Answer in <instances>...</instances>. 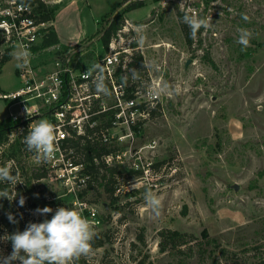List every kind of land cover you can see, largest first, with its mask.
I'll return each instance as SVG.
<instances>
[{"label": "rangeland", "instance_id": "374dc122", "mask_svg": "<svg viewBox=\"0 0 264 264\" xmlns=\"http://www.w3.org/2000/svg\"><path fill=\"white\" fill-rule=\"evenodd\" d=\"M46 1L62 4L55 25L64 50L89 34L83 41L87 61L104 54L101 35L126 5L125 0ZM144 1L125 15L124 46L137 43L149 81L167 90L159 94L157 112L144 118L134 144L139 154L128 152L117 164L123 173L117 174L116 200L96 183L95 190L84 192L86 184L69 189L50 171L29 196L53 213L33 211L30 222L51 219L58 207L75 208L89 219L95 240L105 243L76 264H264V0ZM190 4L200 18H210L192 44L178 15ZM240 29L252 33L247 48L237 43ZM44 34L35 41L39 48L32 63L46 72L58 50L41 47ZM11 38L16 51L18 33ZM16 65L12 57L3 67L4 92L22 86ZM7 113L0 98V118ZM123 144L129 147L127 140ZM148 190L161 199L158 217L146 204ZM166 228L197 239L162 252L159 231ZM10 254L8 242L0 240V256Z\"/></svg>", "mask_w": 264, "mask_h": 264}, {"label": "built area", "instance_id": "2783aa9c", "mask_svg": "<svg viewBox=\"0 0 264 264\" xmlns=\"http://www.w3.org/2000/svg\"><path fill=\"white\" fill-rule=\"evenodd\" d=\"M7 2V6L0 8V15L9 19H3L0 26L6 29L8 35L11 30L18 33L21 46L27 49L30 57L23 70L17 68L22 86L0 94V98L7 102L9 117L14 120H30L28 131L40 119H47L56 126L58 151L52 160L39 164L47 166L55 173L57 180L69 189L85 185L89 177L82 172L84 165L75 164L68 156L73 152L72 148H68V141L85 135L87 128L95 125L97 116L110 112L114 118L112 126L102 131V138L110 148L117 149L105 156V162L108 165H113L114 162L118 164L128 152L139 154L141 150L134 147V144L138 140L142 120L150 116L144 108H155L160 100L159 95L149 96L150 90H157L154 82L143 89L138 81L136 86L131 87V91L129 87L132 83H126L128 65L132 56L140 53L136 52L139 47L124 46L121 34L123 29L111 40L108 48L103 45L104 54L97 55L92 61L86 60L88 47L83 42H78L67 51L53 46L44 47L51 51L56 48L58 52L52 66L43 72L32 63L37 52L33 48L39 34L47 29L46 25L50 21L37 23L30 16L31 6L23 0ZM189 10L198 14L196 6L190 4L187 8ZM96 65L99 68L92 71ZM101 70L109 89L108 95L98 92L95 87ZM126 140L129 147L123 144ZM34 159L37 162L35 154ZM88 209L95 218L94 208Z\"/></svg>", "mask_w": 264, "mask_h": 264}, {"label": "trees", "instance_id": "16d2710c", "mask_svg": "<svg viewBox=\"0 0 264 264\" xmlns=\"http://www.w3.org/2000/svg\"><path fill=\"white\" fill-rule=\"evenodd\" d=\"M7 0H0V5ZM26 4L32 8L31 17H34L37 23L53 21L55 19V12L60 8L59 4H48L44 0H23ZM158 1V0H156ZM215 0H207V2ZM125 7L117 14L113 15L109 21L107 27L101 35L103 45L108 48L109 43L114 37H117L120 30L126 25L128 18L125 16L130 11L138 9L146 5L144 0H125ZM178 15L181 19L184 13L178 11ZM106 17L108 14L105 15ZM3 19H9L7 16L0 15V23ZM183 23V22H182ZM183 30L186 34V39L189 44H192V39L188 33V29L185 24ZM45 34L42 38L41 47H51L59 43V37L52 26L43 30ZM203 28L200 29L199 33H202ZM14 31L11 30L8 35L5 28L0 26V74L2 73L4 65L12 59L11 53H13L14 45L12 36ZM9 38V39H8ZM132 46H137L134 41ZM39 46H34V50L38 49ZM128 75L126 77V83L132 85L129 87L136 86L137 82L141 83V87L144 89L150 85L148 72L144 56L141 53H136L132 56V60L128 65ZM136 80V83H135ZM4 93L0 86V94ZM159 105V104H157ZM155 108H149L145 106V111L150 113V117L157 112V106ZM113 114L103 113L95 118V125L88 127L86 134L77 138H72L68 141V148H72L73 152L69 154L75 164H83V173L87 175L89 179L86 181L87 190H95L98 186L103 188L106 195L114 202L115 196V183L117 182V174L121 175L123 170L116 165H108L105 162V156L115 151L117 147L110 148V145L103 141L102 131L112 126ZM145 119L142 120V123ZM30 120H14L11 117H6L0 120V167H9L13 175H16L18 181L16 185L0 184V189L7 187L8 191L17 196L14 200L9 201L6 198H0V234L5 235L12 234L17 230L23 231L27 224L31 221V215L38 206L36 202L31 201L29 193L34 189V183L39 182L41 179L48 176L50 169L47 166L39 164L34 159L33 152L26 149L24 144V136L28 133V124ZM131 174L140 173L136 170H129ZM20 178L24 179L21 180ZM98 186H96V184ZM83 195V193H82ZM20 196L25 198L24 206H20L18 201ZM11 213L18 223H11L8 220V214ZM160 235V250L162 252L171 251L174 249H180L184 245H191L195 241L196 236L186 232H181L174 229H162L159 231ZM204 237L208 238L209 233L205 230ZM140 242L145 243V236L140 234L138 236ZM12 252L11 241H7ZM104 240L93 241V248H98L104 245Z\"/></svg>", "mask_w": 264, "mask_h": 264}, {"label": "clouds", "instance_id": "9594fccd", "mask_svg": "<svg viewBox=\"0 0 264 264\" xmlns=\"http://www.w3.org/2000/svg\"><path fill=\"white\" fill-rule=\"evenodd\" d=\"M247 20L248 17L244 16ZM182 22L189 28V35L195 39L201 28L207 29L210 25V18H200L194 10L186 11ZM252 33L247 29L239 30L237 43L247 48L250 44ZM140 43H143L141 37ZM17 60V67L23 70L28 63L30 53L24 47H18L11 53ZM99 66L93 67L92 71ZM98 92L105 95L110 94L104 77L101 74L95 81ZM167 90V86L158 90H150L149 96L159 95ZM27 111V109H26ZM26 149L35 153L38 162L50 161L58 151V138L56 126L47 119H40L37 124L29 127L24 136ZM20 183L12 170L3 166L0 167V184L13 185ZM15 195L8 191V188L0 189V198L12 201ZM146 204L150 207L156 217L160 215L162 206L161 199L150 190L145 193ZM19 205L25 204V198L20 196ZM53 213L51 207L37 208L35 214L46 216ZM8 220L11 223H18L16 218L9 213ZM96 232L92 222L83 216L75 208L58 207L52 214L51 219H44L42 222H29L23 231L17 230L12 234H5L0 240L11 241L12 252L8 256H0V264H13L19 261L20 264H76L81 257H88L93 251V241Z\"/></svg>", "mask_w": 264, "mask_h": 264}, {"label": "crops", "instance_id": "0c3cea01", "mask_svg": "<svg viewBox=\"0 0 264 264\" xmlns=\"http://www.w3.org/2000/svg\"><path fill=\"white\" fill-rule=\"evenodd\" d=\"M58 3H60V2H62L63 0H56ZM66 1V0H65ZM62 5V4H61ZM60 5V6H61ZM136 10V9H135ZM58 11V10H57ZM132 11H130L129 13H131ZM57 13V12H56ZM52 24H53V27L55 28V30H56V32H57V34H58V37H59V43L58 44H56V45H53V47H57V48H60V50L61 51H67L68 49H65L64 50V48H63V46H62V43H61V38H60V34H59V32L57 31V29H56V25H55V19L52 21ZM89 34H87L86 36H81L79 39H77L75 42L76 43H78V42H83L84 41V39L88 36ZM66 46V45H65ZM2 88V87H1ZM3 89V88H2ZM3 90H5V89H3ZM5 92H9V91H5ZM11 92V91H10ZM6 117H8V113L7 114H5L3 117H1L0 118V120H2V119H4V118H6Z\"/></svg>", "mask_w": 264, "mask_h": 264}]
</instances>
